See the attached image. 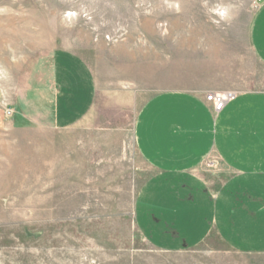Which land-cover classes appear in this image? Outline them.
<instances>
[{"label":"rangeland","instance_id":"374dc122","mask_svg":"<svg viewBox=\"0 0 264 264\" xmlns=\"http://www.w3.org/2000/svg\"><path fill=\"white\" fill-rule=\"evenodd\" d=\"M256 3L0 0V264H264L213 236L158 247L135 215L149 97L200 71L264 91Z\"/></svg>","mask_w":264,"mask_h":264},{"label":"crops","instance_id":"0c3cea01","mask_svg":"<svg viewBox=\"0 0 264 264\" xmlns=\"http://www.w3.org/2000/svg\"><path fill=\"white\" fill-rule=\"evenodd\" d=\"M256 6L250 46L264 65V0ZM231 88L200 71L139 108L134 143L152 176L135 215L158 247H195L213 236L232 250L264 252V91ZM219 92L235 97L215 113L206 96Z\"/></svg>","mask_w":264,"mask_h":264},{"label":"built area","instance_id":"2783aa9c","mask_svg":"<svg viewBox=\"0 0 264 264\" xmlns=\"http://www.w3.org/2000/svg\"><path fill=\"white\" fill-rule=\"evenodd\" d=\"M259 1L260 0H258V2ZM234 97L235 94L233 92L210 93L206 96V102L212 105L215 113H219L227 103L234 99Z\"/></svg>","mask_w":264,"mask_h":264}]
</instances>
